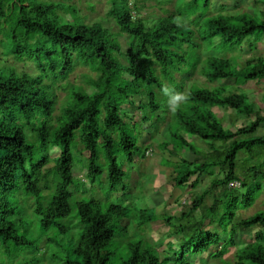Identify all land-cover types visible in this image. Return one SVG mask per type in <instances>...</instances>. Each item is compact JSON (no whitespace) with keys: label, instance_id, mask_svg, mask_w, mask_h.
I'll list each match as a JSON object with an SVG mask.
<instances>
[{"label":"trees","instance_id":"obj_1","mask_svg":"<svg viewBox=\"0 0 264 264\" xmlns=\"http://www.w3.org/2000/svg\"><path fill=\"white\" fill-rule=\"evenodd\" d=\"M172 1L174 9L161 8L162 15L150 21L139 15L137 0H106L105 16L88 24L73 5L0 0V264H51L69 245L72 256L58 264H111L115 259L117 264H193L186 259L198 254L208 256L202 264L208 258L218 264H264V212L234 223L236 212L249 208L262 189L264 107H256L246 95L227 92L230 81L264 79V58L240 64L233 57L243 44L252 51L264 40V9L258 19L255 11L210 14L211 0L161 3ZM110 20L117 31L106 26ZM215 49L221 51L218 56L208 55ZM18 64L31 71H19ZM79 66L89 73L73 84L68 78ZM197 67L215 87L209 91L190 85L188 103L176 112L181 126L169 133V142L160 141L169 155L187 149L193 159L179 160L178 174L174 168L173 176L161 173L167 182L171 178L172 189L183 191H194L205 176L209 181L175 216L132 209L138 229L160 222L167 230L162 254L151 239L137 234L119 242L125 246L111 247L126 227L130 208L86 200L87 186H94L106 170L105 196L129 187L118 157L131 166L151 155L150 146L139 145L138 131L151 133L152 114L162 112V86L184 91ZM126 83L144 88L143 102L136 104L138 97L127 95ZM124 103L130 116L121 110ZM142 107L149 116L140 123L134 114ZM217 107L250 121L235 131L225 130L210 110ZM158 117V123L166 120ZM185 135L208 143L200 162L204 151ZM242 155L255 163L250 168L242 164L243 175H251L248 182L237 173ZM214 171L220 178L212 176ZM234 182L238 188L230 187ZM73 210L75 224V218L67 221ZM73 228L77 235L70 234ZM242 231L253 232V241L238 246L236 236ZM230 248L236 249L233 259L224 260Z\"/></svg>","mask_w":264,"mask_h":264},{"label":"rangeland","instance_id":"obj_2","mask_svg":"<svg viewBox=\"0 0 264 264\" xmlns=\"http://www.w3.org/2000/svg\"><path fill=\"white\" fill-rule=\"evenodd\" d=\"M48 2H54V3H60V4H68L73 5L77 11L79 12L80 16L83 17L84 22L91 24L100 21L101 18L105 16V13L107 12L108 5L106 3V0H45ZM137 6L139 7V15L141 17L149 18L150 21H152L154 16L162 15L161 8L164 9H174V1L170 4H163L161 3L163 0H137ZM212 8L210 9V14H233L240 11L247 12L252 14L254 11L257 13L256 17L259 19L261 17V12L259 10L264 9V0H211ZM110 27L112 30L117 31L116 26L114 25L113 21H109L106 25ZM122 41V39H120ZM244 45V44H243ZM242 45L241 52H237L233 54V57L237 59L238 63H242L243 61L247 59H254L257 57L264 58V40L258 41L254 45V48H252V51H248L244 48ZM125 46V43H124ZM204 48H201L199 50V54L202 55V59L205 58L206 53L203 50ZM211 52V51H210ZM220 50L215 49L208 55L210 56H218L220 54ZM12 62L7 61L5 64H11ZM17 69L20 71L22 68V64L17 65ZM26 68H22L23 70L29 72L31 71V68L28 66ZM198 69V70H197ZM196 71L193 73V76L188 80L186 87L184 88V91L187 92V88L192 85L196 84L199 88L208 89L211 91L213 87H215L213 81H210L204 77V73L202 71H199V67H197ZM82 73H89L87 68L85 67H76L74 69V72L70 74L68 80L73 84H80L79 75ZM176 79H179L178 75H175ZM186 76V75H185ZM188 76V75H187ZM221 81V80H220ZM186 82V81H185ZM224 83V81H222ZM220 83V84H223ZM231 86H227V92L233 93L236 91L238 94L246 95L248 98L247 100L249 102H252L253 104L258 106H263L264 102L261 100L260 95H264V81L255 83V82H247L245 84L238 82V81H230L229 82ZM63 84V83H62ZM217 85H220L216 83ZM127 95H136L134 101L143 102V99L141 97L142 92L144 91V88L139 86L138 84H127ZM58 95L62 98L63 93L59 89L57 91ZM138 94V95H137ZM248 95V96H247ZM133 99V98H132ZM131 99V100H132ZM263 104V105H262ZM185 106V105H183ZM264 107V106H263ZM121 110L124 114L127 116H130L131 108L124 103V105L121 106ZM162 112L157 113V115H153L154 120L152 121L153 124H151L150 132H145L144 129H140L138 131V127L136 126L135 132L138 131L140 138H139V145H142V147H148L150 146V150H152V155L150 157L141 158L137 161H134V163L131 166H128L124 163V160L121 156L118 157V162L123 165L122 170L125 173V178L128 177V180L130 182L129 187L127 189L125 188H118L108 196H105L107 190H108V184L105 180L106 177V170H104L101 178L96 179V182L94 186L88 185V192L86 194V200L94 199L96 201L101 202V204L106 207L107 204L110 203H117L120 202L121 205L128 207L129 211H131L130 218H128L126 227L123 228L124 230L121 231V235L119 237L115 238V241L111 244V247H118V246H125V242L119 243L120 241H124L126 238H130L132 234L135 236V234L140 235L139 237L144 238L145 240L151 239L154 246L159 250V253L163 250L164 244L166 243L167 239V230L160 228L159 224L160 222L151 223L147 226H141L136 227L135 224L139 222L138 218H134V211L132 212V209H143L146 210L148 213L153 212L154 215H165V216H171V215H177L178 211L180 209L181 204L183 205V202L187 203V200L194 195H197V193L201 192L205 185L208 183L209 178L205 176L199 186L193 191L186 189L183 191L182 188L172 189V187L168 184L166 176H162L164 173H161V168H164L163 172H165V168H169L167 159L171 160L172 158L168 154L167 148L162 147L161 142H169L170 141V132H174L175 129H178L181 125L178 123V119L176 118V112H171L168 109V97H164L163 99V105H162ZM210 110L213 112L214 116L219 119L222 122V126L225 130L235 131L241 126L248 125L250 119L244 115H239L238 113L227 110L221 107L217 108H210ZM178 110V112H180ZM160 115H163L166 117V120H162V122L158 123ZM136 116L135 120L140 121V119L147 118L149 116V113L147 111V108L142 107L138 114H134ZM126 121V120H125ZM134 123V121H133ZM141 123V121H140ZM155 123H158V128L153 126ZM163 124V125H162ZM170 127V128H169ZM158 129V130H157ZM157 130V131H155ZM263 128H260L258 131V135L263 133ZM135 135V134H134ZM182 135V134H181ZM183 136V135H182ZM190 144H193L197 147V150L204 151L202 153V156L198 158L197 162H200L201 159L206 155V152H208V143L202 142L192 136L185 135L184 136ZM149 138V139H148ZM217 144V143H216ZM171 146H175L174 143H171ZM180 147V143L176 146ZM171 148H169L170 150ZM164 150V151H163ZM173 150V149H172ZM163 151V154L162 152ZM184 152V155L182 154ZM58 152L57 150L51 151L52 155H56ZM173 156V155H172ZM179 160H183L185 162L191 161L193 159L192 153L188 151L187 149H183L180 154L175 155ZM157 158V159H156ZM159 159H162L159 162ZM264 159V156L261 157L259 160ZM151 160L156 161L157 165H153V163H150ZM159 162V164H158ZM242 164H245L246 168H250L255 164L253 161L248 159L246 155H242L238 158V161L236 162L237 166V173L242 179L243 177L246 178L244 174V171L246 168L242 166ZM174 168V171L176 174L181 172V168L179 166H171V170ZM218 170V169H217ZM264 172V169H263ZM167 172H165L166 174ZM78 177L80 175L77 173V171L74 173ZM214 178H220L219 172L214 171V174H212ZM251 175H249L246 178V182L250 181ZM164 180V181H163ZM193 178L190 179L189 182H191ZM260 180H258L259 182ZM261 182V181H260ZM264 184V181L262 182V185ZM150 185V186H149ZM264 186V185H263ZM244 189H240L241 192H243ZM255 202L252 203V205L247 209H239L234 218V223L243 220L245 218H248L252 215H254L257 212H264V187L262 189L261 193H257L255 195ZM176 202H180L177 204ZM211 202V197L209 195V199L207 200V204ZM185 203V204H186ZM195 217H198V214L195 213ZM75 218V210L72 211V213L67 218V221H72L70 219ZM75 222L78 223V219L75 218ZM135 223H134V221ZM73 224V223H72ZM71 225V223H70ZM72 226V225H71ZM138 230H137V229ZM73 232H76V235L78 234L77 229L73 228L70 234ZM214 232L215 228H214ZM264 232V230H263ZM220 237H224L225 233L220 232ZM253 232H241V234L238 232L236 236V241L238 246L242 245L241 243H249L253 241ZM133 236V237H134ZM67 239H69L68 236H66ZM143 240V239H142ZM175 242V240H172ZM262 247H264V241H261ZM122 246V247H123ZM66 247V246H65ZM70 247V245H69ZM69 247L67 246L65 250L60 251V253L57 255V261L56 259L52 261L53 264H58L63 260H66L67 258L71 257L72 255L69 253ZM121 247V248H122ZM236 248V247H235ZM118 248L117 250H119ZM165 250V249H164ZM236 249L230 248L228 249L224 256L222 257L224 260L231 261L233 259V255L235 253ZM207 254H198V255H192V257H188L186 260L188 262H192L193 264H202L201 260H205L207 258ZM116 262V259L114 260ZM112 262L111 264H117ZM207 264H218L219 260H212L208 258L206 261ZM51 263V264H52Z\"/></svg>","mask_w":264,"mask_h":264},{"label":"clouds","instance_id":"obj_3","mask_svg":"<svg viewBox=\"0 0 264 264\" xmlns=\"http://www.w3.org/2000/svg\"><path fill=\"white\" fill-rule=\"evenodd\" d=\"M161 92L164 96L168 97V109L171 112L180 110L182 105L188 103L190 99L186 91H177L170 88L167 84L162 86ZM149 152L151 154L152 150H149Z\"/></svg>","mask_w":264,"mask_h":264},{"label":"crops","instance_id":"obj_4","mask_svg":"<svg viewBox=\"0 0 264 264\" xmlns=\"http://www.w3.org/2000/svg\"><path fill=\"white\" fill-rule=\"evenodd\" d=\"M261 81H264V79L263 80H261ZM260 81V82H261ZM248 96V95H247ZM260 98H262L261 100H263V102H264V95H260ZM264 104V103H263ZM262 104V105H263ZM264 106V105H263ZM262 106V107H263ZM232 111V110H231ZM235 111H233V113H234ZM213 113V112H212ZM242 127V126H241ZM164 151V150H163ZM163 151H160V152H162V154H163ZM183 155H184V152L182 153ZM152 155V154H151ZM151 155H149L148 157H150ZM164 155V154H163ZM167 155H169V154H167ZM146 157V156H145ZM170 157L172 158L171 160H169V159H167L168 161H166L167 163H168V166H170L169 168H165V172H167V174H168V172H169V175H172L173 176V174H172V170H171V166H176L177 164H179V159H177L176 157H174V156H172V155H170ZM157 159V158H156ZM162 159H159V162L161 161ZM157 161V160H156ZM156 161H154V160H151L150 161V163H153V165H157L156 163ZM264 161V159L261 161V162H263ZM159 162H158V164H159ZM187 162H189L188 160H187ZM160 170H164V168H161ZM166 174V175H167ZM264 181V179L263 180H261V184H262V182ZM169 182L171 183V178L169 179ZM264 185V184H263ZM262 185V189H263V186ZM150 186V185H149ZM262 189L260 190V192L259 193H261L262 192Z\"/></svg>","mask_w":264,"mask_h":264},{"label":"built area","instance_id":"obj_5","mask_svg":"<svg viewBox=\"0 0 264 264\" xmlns=\"http://www.w3.org/2000/svg\"><path fill=\"white\" fill-rule=\"evenodd\" d=\"M230 187H232V188H238L239 185H238L237 182H234V183H231V184H230Z\"/></svg>","mask_w":264,"mask_h":264}]
</instances>
